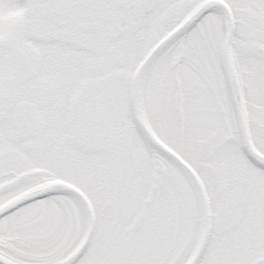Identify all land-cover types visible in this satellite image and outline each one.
Here are the masks:
<instances>
[{
	"label": "snow or ice",
	"instance_id": "snow-or-ice-1",
	"mask_svg": "<svg viewBox=\"0 0 264 264\" xmlns=\"http://www.w3.org/2000/svg\"><path fill=\"white\" fill-rule=\"evenodd\" d=\"M0 264H264V0H0Z\"/></svg>",
	"mask_w": 264,
	"mask_h": 264
}]
</instances>
